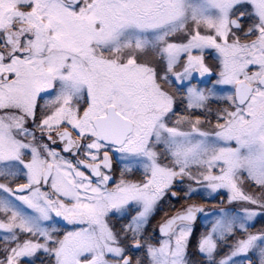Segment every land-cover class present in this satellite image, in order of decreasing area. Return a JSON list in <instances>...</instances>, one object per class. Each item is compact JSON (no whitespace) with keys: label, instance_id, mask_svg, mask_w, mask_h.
<instances>
[{"label":"snow or ice","instance_id":"6c2138e0","mask_svg":"<svg viewBox=\"0 0 264 264\" xmlns=\"http://www.w3.org/2000/svg\"><path fill=\"white\" fill-rule=\"evenodd\" d=\"M0 264H264V0H0Z\"/></svg>","mask_w":264,"mask_h":264}]
</instances>
